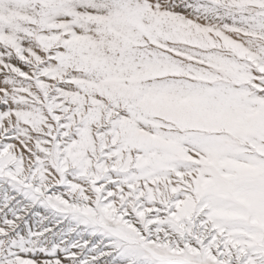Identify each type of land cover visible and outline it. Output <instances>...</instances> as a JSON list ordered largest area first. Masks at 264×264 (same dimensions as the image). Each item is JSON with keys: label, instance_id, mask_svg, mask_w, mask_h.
Segmentation results:
<instances>
[{"label": "snow or ice", "instance_id": "snow-or-ice-1", "mask_svg": "<svg viewBox=\"0 0 264 264\" xmlns=\"http://www.w3.org/2000/svg\"><path fill=\"white\" fill-rule=\"evenodd\" d=\"M0 264H264V0H0Z\"/></svg>", "mask_w": 264, "mask_h": 264}]
</instances>
